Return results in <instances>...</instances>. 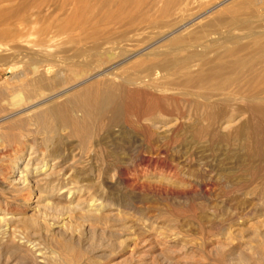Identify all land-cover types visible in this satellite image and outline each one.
I'll return each mask as SVG.
<instances>
[{"label": "rangeland", "instance_id": "1", "mask_svg": "<svg viewBox=\"0 0 264 264\" xmlns=\"http://www.w3.org/2000/svg\"><path fill=\"white\" fill-rule=\"evenodd\" d=\"M107 1L14 0L0 8V117L17 112L0 131L24 120L20 131H32L41 150L32 167L58 162L47 174L77 186L82 202L69 213L45 210L41 195L28 201L29 191L9 186L24 138L11 141L0 155V215L20 220L0 234V264H264V115L250 110H264V0ZM101 50L129 55L111 71L119 78L174 63L155 84L167 95L132 88L141 95L126 102L118 124L107 116L79 136L59 128L51 139L27 124L26 105L48 88L28 99L39 86L18 73L78 56L98 65ZM46 139L59 155H42ZM35 201L41 213L30 210ZM91 202L104 209L87 208ZM27 240L48 251L44 263Z\"/></svg>", "mask_w": 264, "mask_h": 264}, {"label": "bare ground", "instance_id": "2", "mask_svg": "<svg viewBox=\"0 0 264 264\" xmlns=\"http://www.w3.org/2000/svg\"><path fill=\"white\" fill-rule=\"evenodd\" d=\"M13 1L14 0H0V8L3 5L5 6V4L11 3ZM19 1H21V0H19ZM105 1H107V0H105ZM129 1L135 2L136 0L135 1L129 0ZM140 1H138V2L142 3L143 0L141 2ZM148 1H150V0H148ZM255 1L256 0H253V3ZM110 2H112V1H110ZM138 2L136 1L135 3H138ZM16 3H17V1H16ZM156 3H155V5H156ZM170 3H171V1L167 0V4H170ZM14 4H15V2H14ZM125 5H128V3ZM141 6H142V4L140 5V7ZM158 6L156 9L154 7V9L158 10L159 9ZM262 6H263V4H262ZM262 6H261V9H262ZM10 7H8L7 9H9ZM122 7L123 6H121V7L119 6L117 8V11H119V8H122ZM124 7L126 8V6H124ZM129 7H131V6H129ZM150 7H152V5ZM125 8H123V9H125ZM149 10H151V9H149ZM262 10H264V8ZM115 11L113 12V14H115ZM127 11H129V9L128 10L125 9V11H122V12L125 13ZM3 12H5V11H3ZM111 12H108V13L112 14ZM259 13H262V12L259 11ZM2 14L3 13H0V16H2ZM116 14H118V13H116ZM7 15H8V13H7ZM192 47H194V46H192ZM102 52H105V51L101 50L99 52V55H101L102 61L100 60L101 64H98V65H91V64L85 63L84 62L85 59L83 57L78 56V58H79L78 60L65 61L64 64H60V65H48L47 68H44L39 63H36V64H33L32 66H30L29 68L24 69L22 72H19L17 75V78L19 80L26 81V80H29V77H30L29 81L36 82V84H38V86H39V88L34 92H27L25 90L26 91L25 95L28 97V99H30L32 97L34 98V96H39V98H40V96L42 97V95H41L43 93L42 90L48 88V94H46L47 97H45L46 95H43L44 98H42L39 102L31 104L30 106L26 105V107L27 106L28 107L25 109V111H28V113H29V111L33 113L30 118L27 116L29 118V119H27L28 121H26L27 124L28 123L31 124V122H33L32 124H34L36 126L37 132H43V134H47V136H50L51 133H55L56 131H59L58 130L59 128H64L66 130H69L73 136H79L83 132L89 133L95 124L103 123L104 119L107 116H111L110 121H109L110 126H114V125L118 124L119 119L123 115V108L125 107L126 102L128 100L135 99V98L139 97V95H141V93L135 92V90L133 91L132 88H141L144 85H145V88H148L149 86H151L153 88V90H155L157 93L167 95L168 90L160 89V87L158 88L155 84H157V81H159L163 77L162 72H159V71L162 68L168 69V68L173 67L174 63L164 64V63H161L159 61L153 62L150 66H147L146 71H145V73L148 71V72H151L153 74H148V75L146 74V76H144L142 78L136 77L134 75L126 77V78H119L114 73H111V71L114 68H116L117 66H119L120 64H122V63L124 64V62L126 60L130 59L129 55L126 54V55L118 56V55L113 54V51H111L112 53L108 52V51L105 53H102ZM141 53L142 52H140L138 54H141ZM156 54H160V53L159 52H153V54H151V56H154ZM156 56H158V55H156ZM119 58H122V60L117 61ZM117 69H119V68H117ZM114 71H115V69H114ZM124 74H126V73H124ZM163 74H164V72H163ZM46 75H48V76H46ZM14 76H16V75H14ZM165 76H167V75H165ZM45 77H48V79L45 80L44 79ZM257 78H258V76H257ZM13 79H15V78H13ZM160 84H161V82H160ZM31 85L32 84H30V86ZM146 86H148V87H146ZM23 91H24V89H23ZM75 91H76L75 94H70V93H73ZM147 91H148V89H147ZM150 92H152V91H150ZM67 95L68 96L70 95V96L67 97ZM64 97L66 99L65 102H63V103L55 102V101H58ZM162 97H161V99H162ZM166 97L168 98V96H166ZM167 98H165V99L163 98L164 102L169 101V99H167ZM158 99H156V100H158ZM183 100H185V102L189 103L192 106L193 105L200 106V103L198 105V103L195 104L192 101L193 99L190 97V95L188 93L183 94ZM13 101H15L14 105H16V106H20L23 104L20 100L16 101V99H14ZM158 103H159V101H158ZM155 104H157V103H155ZM202 105H201V107H202ZM22 106H20V107H22ZM206 106H207V104L204 105V107H206ZM250 110L254 114L264 115V110L257 107V106H252L250 108ZM12 113H14V112H12ZM12 113L10 115L5 114L6 116L0 117V124L9 120L12 117L17 116V114H16L17 112L14 113L15 115L14 114L12 115ZM28 113H26V114H28ZM259 118H260V116H259ZM19 119H17V120H19ZM4 124H6V123H4ZM24 125H25L24 120L15 121L9 125V129H7V130L5 129L6 131H3L4 129L2 128V130L0 131V155L7 152V148L10 147L9 143L11 141H16L17 137L18 138H21V137L24 138L22 141H20L23 145L22 150L19 153L18 158L15 160L14 166H12L11 170L8 171L10 173V176L8 177L10 179L9 186L15 187V189H17L16 191H19L21 193L25 192V191H29L31 193V195H29L30 197H29L28 201H31L32 199H34L33 194H35V193L41 195L42 196L41 198H44V199H42L43 200L42 201L43 208L41 206V201L33 202L32 206L30 207V210L33 211V213H41L40 212L41 208L45 209V210L55 209V210H58L59 212L63 211L65 213L80 210L81 206H82V202H80V200L77 199L78 187L75 185L73 186L71 184L69 186L65 185L64 179L60 175L53 176V175H55L53 172H51V174H47V171L49 169L51 171L54 170V167H56L59 164L58 162L51 164L49 166V168H48V166L46 168H44L45 164L43 165V167H41V164H37L35 166V168L32 167V164L30 161L32 160V158H34L33 156H35L36 154H39V152L41 150L40 151L38 150L39 149L38 148L39 147L38 140L36 139V135L33 134L32 131L25 130L24 133L22 131H20V129L22 130L24 128ZM256 126H258V125H256ZM4 128H6V127L4 126ZM15 130H19L18 132H21V134L19 136L15 135L13 133ZM15 133H17V132H15ZM48 139H46V142L44 144H41V145H45V150L43 151L42 155L45 156L46 153L56 155V156L59 155L60 154V150H59L60 146H58V144H56V143L54 144L55 150L52 152H49L50 151L49 149H50L51 145H53V144H51V140H50L49 141L50 145H48L49 144ZM51 139H53V138L51 137ZM57 140H58V142L60 141V139H57ZM30 142H32V144H31V146H28V145H30V144H28ZM241 142H243V141H241ZM258 143H259V141H258ZM27 148L29 149V152L27 154V155H29V157H28L29 159L24 161L23 159H24V156L26 155V152H27L26 149ZM70 175H68L67 178H69ZM67 193L69 194L68 198L65 197V194H67ZM79 195H81V194H79ZM23 199H25V198H23ZM82 200L83 199H81V201ZM84 202H86V201L83 200V203ZM87 208L94 210V211H101L104 209V206L101 203L91 202L90 204L88 203ZM19 220H20V218H16V217L7 218L6 216H1L0 217V234L1 235L7 234L11 228L10 224L12 222L14 223L15 221H19ZM27 242L30 243V249L33 252L37 253L36 254V255H38L37 257L41 259L40 262L44 263L47 259L46 254L48 251L46 252V250L42 247L41 243L36 241V240L35 241H32V240L28 241L27 240Z\"/></svg>", "mask_w": 264, "mask_h": 264}]
</instances>
